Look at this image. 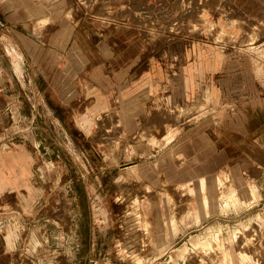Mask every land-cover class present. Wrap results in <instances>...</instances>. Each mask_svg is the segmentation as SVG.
I'll return each instance as SVG.
<instances>
[{"label": "rangeland", "instance_id": "1", "mask_svg": "<svg viewBox=\"0 0 264 264\" xmlns=\"http://www.w3.org/2000/svg\"><path fill=\"white\" fill-rule=\"evenodd\" d=\"M173 1L188 5L177 11V31L203 29L210 49L239 48L264 68V10L255 19L236 14L237 0ZM107 6L94 0H0V139L35 130L39 158L36 185L9 207L17 218L4 233L16 245V262L264 264V220L254 218L259 212L251 203L239 201L228 176L174 182L154 166L126 168L119 129L108 137L102 130L89 136L94 122L88 84L73 69L75 63L86 70L87 61L53 49L71 38L84 16H112ZM40 39L47 51L40 52ZM30 88L37 91L33 104ZM184 247L190 248L185 258Z\"/></svg>", "mask_w": 264, "mask_h": 264}, {"label": "crops", "instance_id": "2", "mask_svg": "<svg viewBox=\"0 0 264 264\" xmlns=\"http://www.w3.org/2000/svg\"><path fill=\"white\" fill-rule=\"evenodd\" d=\"M94 1L105 10L109 3L114 16H84L71 38L53 49L87 61L86 70L75 63L73 69L88 84L89 136L119 129L126 168L154 166L174 182L226 175L238 186L239 201L251 203L259 212L254 218L264 220V68L239 48L210 49L203 29L177 31V11L188 9L186 2ZM232 9L256 19L264 0H237ZM39 41L40 52L47 51ZM36 92L30 88L32 104ZM1 115L0 109V122ZM35 135L0 139V264H18L16 245L4 231L15 226L11 203L36 185Z\"/></svg>", "mask_w": 264, "mask_h": 264}, {"label": "bare ground", "instance_id": "3", "mask_svg": "<svg viewBox=\"0 0 264 264\" xmlns=\"http://www.w3.org/2000/svg\"><path fill=\"white\" fill-rule=\"evenodd\" d=\"M127 177H128V176H127ZM123 178H124V174L122 173V174H120L119 177H118V179L122 180L121 185L123 184V181L125 182V180H124ZM128 178H129V177H128ZM138 180H139V179H138ZM119 182H121V181H119ZM135 182H136V181H135ZM124 184H125V183H124ZM119 185H120V184H119ZM119 185H118V186H119ZM143 185H144V184H143ZM122 186H123V185H122ZM122 186H121V188H122ZM138 186H139V185H138ZM152 187H153V186H152ZM134 188H135V187H134ZM145 189H146V188H145ZM125 190H126V189H125ZM125 190H124V191H125ZM127 190H128V189H127ZM131 190H132V189H131ZM137 190H138V189H136V191H137ZM143 192H144V191H143ZM153 193H154V192H153ZM131 194H132V193H131ZM134 206H135V204H134ZM149 213H150V212H149ZM129 216H130V214H129ZM133 216H134V215H133ZM133 216H130V217H133ZM134 217H136V216H134ZM152 217H153V216H152ZM123 218H124V217H123ZM128 218H129V217H128ZM135 219H136V218H135ZM133 220H134V219H133ZM138 220H139V219H138ZM130 221H132V219H130L129 222H130ZM147 221H148V220H147ZM127 222H128V220H127ZM132 222H133V221H132ZM136 222H137V221H135V224H136ZM130 223H131V222H130ZM131 225H132V223H131ZM137 225H139V224L137 223ZM137 225H136V226H137ZM155 225H156V224H155ZM133 228H134V226H133ZM136 228H137V227H136ZM147 228H148V227H147ZM134 229H135V228H134ZM138 229H139V227H138ZM138 229H136V230H138ZM148 229H149V228H148ZM148 229H147V231H149ZM152 230H153V229H152ZM145 231H146V230H145ZM143 232H144V231H143ZM136 235H137V234H136ZM140 235H141V234H140ZM147 235H148V234H147ZM134 238H135V235H134ZM153 238H154V237H153ZM128 240H129V239H128ZM130 240H131V239H130ZM130 240H129V241H130ZM131 241H132V240H131ZM133 242H135V241L133 240ZM135 243H136V242H135ZM124 244H126V243H124ZM124 246H125V245H124ZM129 246H130V244H129ZM198 246H199V245H198ZM204 246H205V245H204ZM134 247H135V246H134ZM195 247H196V246H195ZM206 247H207V246H206ZM125 248H126V247H125ZM207 248H209V246H208ZM207 248H206V249H207ZM188 249H190V248H188V247H184V250H183V252H182V255H183V256L186 254V252L189 251ZM137 250H138V249H137ZM131 251H132V249H131ZM191 251H192V250H191ZM141 252H142V251H141ZM132 253H133V252H132ZM184 253H185V254H184ZM188 253H189V252H188ZM188 253H187V254H188ZM247 253H249V252H247ZM129 254H130V253H129ZM253 254H254V253H253ZM137 255H138V254H137ZM250 255H251V254H250ZM183 256H182V257H183ZM184 258H185V256H184ZM119 259H120V257H119ZM124 259H125V258H124Z\"/></svg>", "mask_w": 264, "mask_h": 264}, {"label": "built area", "instance_id": "4", "mask_svg": "<svg viewBox=\"0 0 264 264\" xmlns=\"http://www.w3.org/2000/svg\"><path fill=\"white\" fill-rule=\"evenodd\" d=\"M219 42L221 43L222 48L225 49L226 47L225 44H223L222 41H219Z\"/></svg>", "mask_w": 264, "mask_h": 264}]
</instances>
